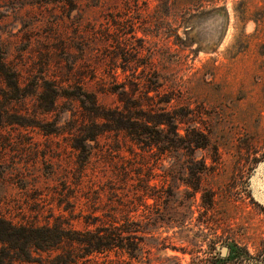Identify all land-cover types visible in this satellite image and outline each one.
Listing matches in <instances>:
<instances>
[{
    "label": "rangeland",
    "instance_id": "obj_1",
    "mask_svg": "<svg viewBox=\"0 0 264 264\" xmlns=\"http://www.w3.org/2000/svg\"><path fill=\"white\" fill-rule=\"evenodd\" d=\"M5 226L44 239L2 264H264V0H0Z\"/></svg>",
    "mask_w": 264,
    "mask_h": 264
},
{
    "label": "trees",
    "instance_id": "obj_2",
    "mask_svg": "<svg viewBox=\"0 0 264 264\" xmlns=\"http://www.w3.org/2000/svg\"><path fill=\"white\" fill-rule=\"evenodd\" d=\"M5 228H6V233L1 231V229H0V242L6 243L12 249H15V250L17 249L19 252H17L13 257L15 259H18V260L26 259V258H22L21 255H25V244L27 243L26 241L29 237H32L31 239H33V240L35 239L34 241L32 240L33 242H29V243H31V245H38V244H36L37 243L36 241L44 239L43 236L41 238H39V236H37V238H36V231L31 230V232L27 231L25 233H22V237H23L22 241L20 240L17 242L16 240H14L12 235L16 234V233L21 234V232H22L21 230H23V229L19 230V229H16L15 227H12V226H5ZM3 234L5 235L6 238H2ZM25 234H28V235L25 236ZM85 241L91 250H94V249L98 250L100 248H108V244H104L100 240H85ZM235 252H238V251L232 250V255H231L232 258H236V257H233ZM8 255H9V253H8ZM238 255H240V254H238ZM66 263H67V261L64 262L63 260H61V262H59V264H66ZM0 264H2L1 261H0Z\"/></svg>",
    "mask_w": 264,
    "mask_h": 264
},
{
    "label": "water",
    "instance_id": "obj_3",
    "mask_svg": "<svg viewBox=\"0 0 264 264\" xmlns=\"http://www.w3.org/2000/svg\"><path fill=\"white\" fill-rule=\"evenodd\" d=\"M225 251H226V248L225 247H222L221 250H220V254L221 255H224L225 254Z\"/></svg>",
    "mask_w": 264,
    "mask_h": 264
}]
</instances>
